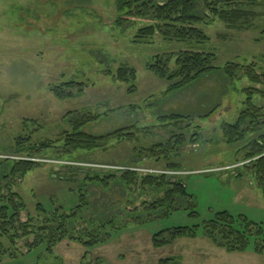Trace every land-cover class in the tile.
Here are the masks:
<instances>
[{"label": "rangeland", "instance_id": "374dc122", "mask_svg": "<svg viewBox=\"0 0 264 264\" xmlns=\"http://www.w3.org/2000/svg\"><path fill=\"white\" fill-rule=\"evenodd\" d=\"M200 8L202 15L208 14L202 3ZM251 9L254 17L240 28L219 19L194 23L208 36L201 43L160 34L138 42V29L151 20L135 17L125 26L117 25L121 16L115 0H0V154L29 153L32 145L54 141L42 153L35 152L39 164L25 176H14L21 180L14 189L27 205L21 220L26 222L32 213L39 223L38 204L48 212L61 208L70 213L81 203V193L91 207L75 221L76 234L86 227L95 229L91 220L93 214L99 217L96 207L109 208L113 215L120 206L125 213L113 218L115 228H104L111 237L108 243L86 249L66 239L53 251L45 244L29 251L26 244L34 238L29 236L17 239L14 256L10 253L15 249L5 242L10 253L0 252V264H161L167 259L169 264H264V255L228 252L201 233L203 224L222 211L264 225V196L253 163L245 156L250 142L264 134V125L233 142L228 129L245 108L246 89L264 86L250 82L241 71L231 80L223 70L228 63H256L264 73V1ZM184 50L215 53L218 69L171 91V83L148 65L156 56H171L173 70L176 55ZM124 66L136 70L135 79H116ZM70 81L80 83L65 88L72 95L53 92ZM253 101L264 106L257 94ZM87 112L101 118L82 132L97 136L130 127L135 138L111 139L98 149L64 154V142L58 139ZM20 136L28 139V146L17 151ZM177 137L183 141L168 157L150 156V147L170 140L174 145ZM108 164L160 170L155 174L180 169L175 178L185 185L187 200L179 204L185 206L168 213L150 207H160L155 202L170 184L159 191L138 187L140 183H112L108 191L107 185L91 181L108 172ZM88 213L91 216L84 217ZM180 226H197L198 236L154 246V234Z\"/></svg>", "mask_w": 264, "mask_h": 264}, {"label": "trees", "instance_id": "16d2710c", "mask_svg": "<svg viewBox=\"0 0 264 264\" xmlns=\"http://www.w3.org/2000/svg\"><path fill=\"white\" fill-rule=\"evenodd\" d=\"M262 1L264 0H115L117 12L121 16V18L117 19L116 24L125 26L126 23L132 21L135 17H147L151 20V24L138 29L135 37L138 42L148 40L154 35L160 34L165 38L184 41L193 40L196 43H201L207 40L208 36L202 29L194 27V23L205 19H219L233 27L240 28L244 22L248 21L247 19L250 16L254 17L255 13L251 7L257 4L260 5ZM200 3L203 4L208 14L202 15ZM173 58L171 56H156L154 61L148 65L150 71L161 79L171 83L169 87L171 91L183 88L205 74L218 69L215 65L217 56L213 52L181 51L176 55L173 61L175 67L171 70L173 68L171 67ZM223 70L231 80L237 79L238 72L241 71L243 72L242 75L247 77L250 82L255 85L264 86V73L258 71L256 63L248 65L228 63ZM115 77L120 81H127L129 77L135 79L136 70L124 66L118 69ZM77 85H80V83L76 81L65 82L55 87L53 92L57 96H70L72 93H66L65 88H74ZM246 92L245 108L240 112L237 121L228 126L229 131H232V136L230 137V141L232 142L243 139L247 132H254L261 125H264V113H262L264 106H258L253 101L255 94L264 98V89L250 87L246 89ZM174 117L180 116L175 115ZM100 118V114L87 112L73 120L71 122V130H66L62 137L58 139V141L62 140L64 142L63 153L71 154L80 149H98L111 139L135 138V130H132L130 127L119 128L108 134L97 136L82 132V128L85 125ZM25 122H23L24 127L27 124ZM182 141L183 139L177 137L174 145L173 140L166 143H158L154 147L149 148L150 156H156L157 159H160L162 156H164L163 158L168 157L172 149L177 146L176 144ZM27 142V138L22 136L17 138L15 142L17 151L24 150L28 146H26ZM52 143L54 141L48 140L37 145H32L29 153L0 154V252H9V249L5 248V242L10 244L9 247L11 249H15L17 239L28 238L29 236L34 237L32 241L26 244L30 248L29 251L42 244H45L49 251H53V248L57 244L66 239L74 240L86 249L93 248L110 241L109 232L103 230L107 225L108 227L112 225L115 228V220L113 218L124 213L120 210L122 208L119 206V212L117 211L113 215H110L109 208L106 211V209H99L94 204L98 210L95 213L99 215L98 217L96 214H93L95 218L91 220L95 229L86 227L76 234L77 223L75 221L80 217L82 218L85 207L86 209H90L91 207V204L87 202V195L81 193V203L72 209L70 213L64 212L61 208L48 212L41 204H38L36 211L41 216L39 223L34 222V219L31 217L35 216H32L30 212V218L28 217L29 219L23 222L21 220V212L27 208V205L21 195L14 189V186L21 181L18 180V177H15V179L14 176H25L39 164L40 162L36 160L35 152L42 153L43 149L50 148ZM250 145L252 148L245 156L246 159H249L253 163L251 169L256 177V184L262 189L264 196V134L254 138L250 142ZM170 166L177 168V165ZM107 171L103 176L96 174L92 176L93 178H89L94 179L91 181L98 182L100 186L107 185L108 191L112 188V183L128 185L140 183L141 186L138 187L159 191L165 189L170 184L169 190L166 191L164 197L155 202L160 207H155L157 204H152L150 207L159 211L161 210V212L166 210L168 213L172 209L185 206V204L179 205L182 200H187L185 185L176 180L173 174H155L135 170L122 171L120 169H108ZM173 171L181 170L174 169ZM5 180H8L7 184L3 183ZM88 214H84V217L91 216V213ZM106 215H108V218H106ZM127 216L129 215L127 214ZM201 233L210 239L214 245L224 248L228 252L252 251L258 255H264V225L249 222L246 218L235 217L227 211L217 212L215 218L205 222ZM165 234L168 235L169 239L164 237ZM197 236V226H180L154 234L153 244L159 247L172 243L181 237L195 238ZM18 251V249H15V251L9 253L11 256H14ZM94 264H97V262ZM161 264H169V260H162Z\"/></svg>", "mask_w": 264, "mask_h": 264}, {"label": "built area", "instance_id": "2783aa9c", "mask_svg": "<svg viewBox=\"0 0 264 264\" xmlns=\"http://www.w3.org/2000/svg\"><path fill=\"white\" fill-rule=\"evenodd\" d=\"M105 169H116V170H135V171H139V172H146V173H159L160 172V170H158L157 171V169L156 170H149V169H146V168H143V167H131V166H117V165H108V166H106V168ZM162 173H165V174H173V175H175V174H179V173H181V172H179V171H167V172H162Z\"/></svg>", "mask_w": 264, "mask_h": 264}]
</instances>
